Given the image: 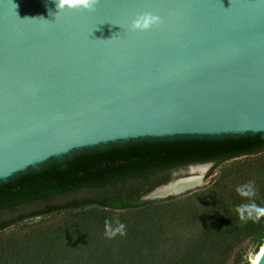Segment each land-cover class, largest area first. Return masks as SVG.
<instances>
[{
	"label": "water",
	"instance_id": "95a60500",
	"mask_svg": "<svg viewBox=\"0 0 264 264\" xmlns=\"http://www.w3.org/2000/svg\"><path fill=\"white\" fill-rule=\"evenodd\" d=\"M60 11L56 0H0V180L108 142L264 133V0H100L94 12ZM144 12L162 23L131 29ZM213 163L142 199L200 187L187 179Z\"/></svg>",
	"mask_w": 264,
	"mask_h": 264
},
{
	"label": "trees",
	"instance_id": "16d2710c",
	"mask_svg": "<svg viewBox=\"0 0 264 264\" xmlns=\"http://www.w3.org/2000/svg\"><path fill=\"white\" fill-rule=\"evenodd\" d=\"M264 133L143 137L74 149L0 180V264H251L264 217L244 223L236 192L254 180L264 206ZM225 167L208 187L142 199L192 164ZM94 206V207H92ZM35 218L39 220L31 221ZM119 219L126 235L105 236ZM232 261V262H231Z\"/></svg>",
	"mask_w": 264,
	"mask_h": 264
},
{
	"label": "clouds",
	"instance_id": "9594fccd",
	"mask_svg": "<svg viewBox=\"0 0 264 264\" xmlns=\"http://www.w3.org/2000/svg\"><path fill=\"white\" fill-rule=\"evenodd\" d=\"M57 7L61 10H85L94 12L100 0H56ZM50 23V22H49ZM162 23V17L152 12H144L139 14L131 22V29L145 31L154 26H159ZM236 192L239 196L247 198L250 203H242L235 206V212L238 214L241 222L259 221L264 217V206L255 203L257 195L256 184L254 180H249L242 185H238ZM117 235H126V225L118 218L115 220V225L112 220L105 221V236L108 239H113Z\"/></svg>",
	"mask_w": 264,
	"mask_h": 264
},
{
	"label": "rangeland",
	"instance_id": "374dc122",
	"mask_svg": "<svg viewBox=\"0 0 264 264\" xmlns=\"http://www.w3.org/2000/svg\"><path fill=\"white\" fill-rule=\"evenodd\" d=\"M259 155H262V156H264V152L263 153H261V154H258V156ZM255 157H257V156H255V155H248V156H246V155H244V156H240V157H236V158H232V159H230V160H227V161H225L224 163H222L219 167H217L216 169H214L213 170V167H214V164L215 163H213V165H211L210 167H209V169L205 172V177L203 178V181L201 182V186L200 187H198V188H204V187H208L209 185H210V183H212V182H214L215 181V179H217V177H218V175H219V172H221V170L223 169V168H225V167H229L230 166V168H229V170H234V166L233 165H235V163H243V161L244 160H246V159H248V158H255ZM241 163V164H242ZM176 173H180V174H188L189 173V166H187V167H185V168H180V169H178V170H176V171H174L173 173H172V176L174 177V175L176 174ZM172 177V178H173ZM198 188H196V189H198ZM196 189H193V190H196ZM190 191H192V190H190ZM186 193V192H185ZM182 195V194H181ZM176 196H180V195H176ZM92 207H94V206H92ZM36 220H39V218H35V219H33V220H31V221H36ZM254 249H255V247H254V245L252 244V245H249V247H248V252H247V256H248V258H249V261H250V263H252V261H253V259L256 257V255H257V253H255L254 252ZM232 262V261H231ZM229 264H236V262L234 263V262H232V263H229ZM240 264H243V262H241Z\"/></svg>",
	"mask_w": 264,
	"mask_h": 264
},
{
	"label": "bare ground",
	"instance_id": "6f19581e",
	"mask_svg": "<svg viewBox=\"0 0 264 264\" xmlns=\"http://www.w3.org/2000/svg\"><path fill=\"white\" fill-rule=\"evenodd\" d=\"M195 179H198L197 183H201L203 181V179H201V175L197 177H192L190 179H187V181H192V180H195ZM173 184H171L170 186H167L164 189V191L168 188H170ZM177 185V184H176ZM183 185V184H182ZM163 189L159 190L160 191H163ZM264 254V244L263 246L261 247V249L259 250V252L257 253L256 257L253 259L252 263L251 264H259L261 258H262V255Z\"/></svg>",
	"mask_w": 264,
	"mask_h": 264
}]
</instances>
